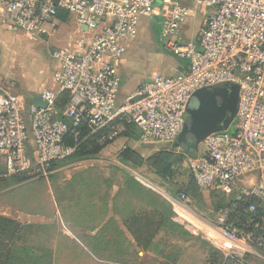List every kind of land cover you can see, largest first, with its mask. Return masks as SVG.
<instances>
[{"label": "built area", "instance_id": "built-area-1", "mask_svg": "<svg viewBox=\"0 0 264 264\" xmlns=\"http://www.w3.org/2000/svg\"><path fill=\"white\" fill-rule=\"evenodd\" d=\"M186 2L208 11L197 42L179 39L190 16ZM0 10L5 24L32 38L47 34L61 12L73 15L81 32L73 45L54 53L61 71L57 90L39 95L46 108L26 110L19 95L0 93V157L6 161L1 179L21 173L49 179L53 164L72 156L81 136L106 146L127 126L138 131L143 146L173 147L196 91L237 84L235 133L210 135L196 157L176 151L199 191L221 192L235 202L232 209L202 214L173 179L163 180V187L137 169L128 170L172 207L175 223L208 241L225 259L243 262L252 254L264 260V0H0ZM142 17L161 18L165 50L188 61V70L155 75L121 101L116 68L137 38ZM63 93L68 102L59 107ZM69 135L75 146L68 144ZM238 203L247 205L246 213L259 215L241 229L232 220L233 213L240 217Z\"/></svg>", "mask_w": 264, "mask_h": 264}, {"label": "crops", "instance_id": "crops-1", "mask_svg": "<svg viewBox=\"0 0 264 264\" xmlns=\"http://www.w3.org/2000/svg\"><path fill=\"white\" fill-rule=\"evenodd\" d=\"M186 5L190 8V16L186 24L181 27L179 38L184 42H197L199 30L206 21L208 11L196 8L190 2H186ZM148 19H150L151 24L147 28H142V35L140 36L142 40H150L151 34L148 29L156 25H161V18L159 17H149ZM192 25L194 26L193 29L191 28ZM63 32L66 35L74 37L73 43L71 42L70 45H73L81 37L77 22L73 19V23L71 24L70 15L64 22L57 18L55 22L48 25L47 34L40 38H32L5 24L0 10V93L6 90L19 95L24 101L25 109L28 110L32 105V100L39 97L42 92L57 90L58 74L61 71L60 63L58 62L55 69L52 68L50 63L48 65H43L42 63L43 66L40 70L38 69L37 72L33 73L30 71L31 68L28 60L25 58L24 48L25 42L30 41L38 43L43 40L50 44L51 39L62 37ZM129 49L127 48L126 56L116 68L117 74L121 79V101L126 100L140 84L149 80L152 76L164 75L166 77H172L188 70V64L185 61L176 59L173 56L167 57V52L164 48H161V50L160 48L149 49L147 47L134 48L135 50L130 52L135 53L133 57L127 56ZM137 57L142 59L143 64H153L152 66L154 68L152 70L150 68L145 70L135 60ZM166 60L169 62L170 67L164 68L160 66L163 69H159V63H163ZM131 140L132 138L130 137L120 136L114 143L109 144L99 155L89 158L93 159L101 155L117 153L118 157L113 160V165H117L127 175L126 180L120 186L115 185L109 178L107 179V176L105 178L104 175L98 176L93 172H78L77 174L68 176L60 184L57 181L58 186L66 187L62 200L64 201V206H66V215L68 216L70 227H67L64 223L56 225L50 215H34L30 221L21 224L34 226L36 230H45L46 233L55 231L54 235L57 236H61L62 233V235L65 234L72 240L77 241L76 233L80 238L85 240L86 244L90 245V247H95L100 252L99 256L94 255L92 253L93 251L91 252L90 249L84 247L85 254H82L83 256L81 255L76 259L78 264H84L87 260L95 264H121L119 262L123 260L128 263L127 259L135 260L134 251L138 255L136 259L139 264H148L145 263L149 258L147 256H154L152 253L155 254L156 252L142 251L137 248L134 250L135 240L127 227V222L136 214L151 211L156 204L160 205L163 201L160 203L161 200L159 199L153 200L148 195L149 193L147 194L145 192V194H140L134 188L133 184L138 183L140 187L149 191L130 174L128 170L130 165L123 163L119 159L121 151L125 148H131L130 146H126ZM141 155L145 157L143 154ZM84 160L87 159L81 161ZM56 164L59 167H56L50 176L53 182L56 177L53 176L54 174L62 173L61 171L65 166L73 165L64 164L62 161L56 162ZM5 170L6 161L4 157H0V171ZM185 171L182 166L177 168V174L174 176V183L176 185L188 183L189 179ZM152 174L155 175L154 173ZM75 181H77V184L74 185ZM128 181L132 188L127 185L129 184L127 183ZM136 205H141L142 208L137 210ZM57 215L59 216L60 214L55 207V217ZM161 232L158 233L157 237ZM156 238L153 241L154 244H157ZM81 244L83 245V243ZM128 245L131 251L133 250L132 254H128V251L123 248ZM45 250L48 251L47 254L51 253L50 248L46 247ZM58 253L61 254L60 257H49L47 255V258L49 260H71L70 257H65L63 252ZM37 255L39 256L41 254ZM133 255L134 258L132 257ZM165 263L171 264V262L161 257L159 264Z\"/></svg>", "mask_w": 264, "mask_h": 264}, {"label": "rangeland", "instance_id": "rangeland-1", "mask_svg": "<svg viewBox=\"0 0 264 264\" xmlns=\"http://www.w3.org/2000/svg\"><path fill=\"white\" fill-rule=\"evenodd\" d=\"M71 17V24L73 23V19L76 21L73 15ZM150 19L147 17H142L140 19L139 24V34L138 38L132 43L128 44L127 48L129 49V53L127 56L133 57L135 53H130L134 48H142L147 47L149 49L155 48H164L163 41L161 39V25H156L151 27L150 30V40H142L140 36L142 35V28H147L149 26ZM192 25V29H193ZM64 31V29H62ZM153 31V32H152ZM182 41L181 38H179ZM74 40V37L71 35H66L63 32V36L60 38H53L49 43L41 40L38 43L33 42H25V58L29 62V66L31 68L30 71L37 72L38 69L45 64L48 65L49 63L52 65V68L55 69L58 65V61L52 57L54 53L59 51L60 49L68 48L71 42ZM184 42V41H183ZM73 43V42H72ZM187 43V42H185ZM165 50V48H164ZM167 57L173 56L167 50ZM166 57V58H167ZM174 57V56H173ZM177 59V58H176ZM135 60L140 63L141 67L145 70L149 69L152 70L154 67L153 64H143L142 59L140 57L135 58ZM168 60V58H167ZM163 63H159V69L169 68L170 64L168 61ZM188 64V61H185ZM43 63V65H42ZM162 66V67H160ZM160 72V71H159ZM152 74V73H151ZM153 77V76H152ZM151 77V78H152ZM235 126L236 121H233L231 126L228 129V132L233 134L235 133ZM139 133L137 131L136 137L132 138L130 142L126 146H130L135 150L139 151L143 154L145 159L147 160L146 164L143 168H135L133 166H129L130 169H137L142 174H144L149 179L156 182V184L160 186H164L162 183L163 180L160 179L158 176L153 175L150 169V163L148 162V158L152 157L159 151L163 149H173L172 146L162 145V144H155L150 146H143L139 142ZM176 151H183L182 149H178ZM203 154V147L200 145L198 147L197 155ZM118 157L117 153L114 154H105L93 159L85 158L87 160L81 161L79 163L65 166L62 169V173L54 174L55 181L53 182L50 179H38L33 180L32 177L29 180L23 182H16L11 178H4L0 179V216L8 217L14 220H17L20 223H27L31 220L32 216H45L50 215L52 219H54L56 225H60L64 223L67 227L69 226L68 216L66 215V206H64V201L62 200L64 194L63 192L66 190V187H61L57 185L58 183H63L68 176L77 174L78 172H93L98 176L104 175L105 178L111 180L115 185H121L127 178V175L117 166L113 165V160ZM111 161V162H109ZM129 165V164H127ZM28 175V174H27ZM29 176V175H28ZM129 179L132 180L131 177ZM60 181V182H59ZM77 181L74 182V185L77 184ZM50 183V185H49ZM128 186L131 187L130 182L128 181ZM138 184V183H137ZM133 184L134 188H136L137 192L140 194H145L147 192L150 195L151 199L153 200H161L160 203L165 204L166 202L158 195L151 191H146L140 185ZM73 186V185H72ZM177 188V186H172ZM132 188V187H131ZM143 191V192H142ZM217 197H211V195L201 194L197 189L189 191V198L192 201V205L198 209L199 212L202 214H208L211 208L213 207L215 211H217L219 206L225 204L228 198H224V194L218 192L215 194ZM231 200V198H230ZM165 202V203H164ZM137 206V207H136ZM135 207L141 209V205H136ZM55 207L59 211V216L55 217ZM169 210H168V209ZM166 218H169L171 223L174 224L173 227L167 225V229L162 230L159 236L156 238V243L159 244L157 247L159 251L163 252L164 255L167 253L174 264H206L209 255L212 254L214 251L221 254L212 244L208 241L202 239L194 235L189 228L184 225H179L173 221L174 212L172 207H166ZM55 231H51V233H46L45 230H27L24 233V244L27 246L25 248H33L36 249L41 248H50L51 253L48 254L49 257H60L61 254L58 252H63L65 257H70L71 260H50L47 261L46 264H78L77 257L81 256L84 253V247L91 250L90 245L86 244L83 238H80L78 234L76 235V240H72L70 237L66 236L65 234L61 236L54 235ZM55 236V237H54ZM80 241V242H79ZM83 243V245L81 244ZM126 247V248H125ZM23 248V246H22ZM124 249L128 251V254H132L133 250L128 246H124ZM94 255H99L96 252H92ZM264 255V251L261 252ZM154 256H147L149 257L145 263L148 264H159L161 260L160 254L152 253ZM62 255V256H63ZM135 260L127 259L129 264H139L137 262V253L134 251ZM134 255L132 256L134 258ZM222 255V254H221ZM83 256V255H82ZM247 259V264H264V260L258 259L254 257L252 254H247L245 257ZM170 262V261H169ZM171 262V264H173ZM13 264H30L31 261H14L12 260ZM122 263V262H121ZM126 263V262H124ZM126 263V264H128ZM84 264H95L90 261H86ZM97 264V263H96ZM123 264V263H122Z\"/></svg>", "mask_w": 264, "mask_h": 264}, {"label": "trees", "instance_id": "trees-1", "mask_svg": "<svg viewBox=\"0 0 264 264\" xmlns=\"http://www.w3.org/2000/svg\"><path fill=\"white\" fill-rule=\"evenodd\" d=\"M69 15L65 12H61L58 15V19L61 21H66ZM68 102V94L63 93L59 100L58 106L63 107ZM137 130L133 127L127 126L125 132H122L120 136H126L130 138L136 137ZM83 136L80 138V146H78L77 150L74 152L72 156L62 161L64 164H75L80 162L85 158H91L99 155L108 145L106 146H98L95 139L89 138L85 140ZM68 144L70 146H75V138L72 135L68 136ZM185 152V151H184ZM190 155L189 153L185 152ZM119 159L125 163L129 164L135 168H143L146 164L147 160L136 150L132 148H125L119 154ZM183 160V156L177 154L174 149H163L148 158V162L150 163V169L153 173L158 176L162 180H166L167 178H171L174 180V176L177 174V168L180 167V164ZM56 167H59L58 164H53L52 170ZM16 182H23L31 179V176H28L26 173L16 174L14 176L9 177ZM1 179V178H0ZM4 179V178H3ZM188 183L181 184L180 188L189 195V191L198 189L194 180L190 177L188 178ZM175 189V188H174ZM178 190H174L173 193L176 194ZM200 192V191H199ZM201 193V192H200ZM211 197H217L215 194H212ZM226 198V197H224ZM226 203L219 206V208H229L232 209L235 202L230 198L225 201ZM165 203V202H164ZM170 206L167 202L165 204H156V206L149 212L139 213L134 215L129 222H127V227L131 232L134 240V250L139 249L142 251H155L157 254L167 260L171 261L169 255L166 253L164 255L163 252L159 251L157 248L159 244H154L153 241L157 237L158 233L164 229H167V225L173 227L174 224L171 223L169 218H166V207ZM171 207V206H170ZM239 212L240 217L233 213L232 220L235 221L236 226L241 229L245 222L251 221L254 218H258L259 215H253L252 213H246L247 205L239 204ZM212 209H214L212 207ZM169 210V209H168ZM35 229L34 226H26L22 225L17 220L0 216V264H13L14 261H31L30 264H46L47 261H50L47 258L48 251L45 248H25L27 245L24 244V233L27 230ZM251 230V229H250ZM247 230V231H250ZM23 246V248H22ZM25 246V247H24ZM91 250L96 253H100L96 250L95 247H91ZM41 254V255H37ZM99 256V255H98ZM125 261L123 260L122 263ZM121 263V262H119ZM121 263V264H122ZM173 263V262H172ZM174 264V263H173ZM206 264H247V259L245 258L243 262L238 260H229L225 259L221 254L214 251L209 255V258L206 261ZM249 264V263H248Z\"/></svg>", "mask_w": 264, "mask_h": 264}, {"label": "water", "instance_id": "water-1", "mask_svg": "<svg viewBox=\"0 0 264 264\" xmlns=\"http://www.w3.org/2000/svg\"><path fill=\"white\" fill-rule=\"evenodd\" d=\"M237 84L224 83L196 91L186 110L185 126L173 145L196 157L198 147L210 135L227 131L234 121L239 107ZM32 106L46 108L47 104L36 97ZM169 264V263H165Z\"/></svg>", "mask_w": 264, "mask_h": 264}]
</instances>
